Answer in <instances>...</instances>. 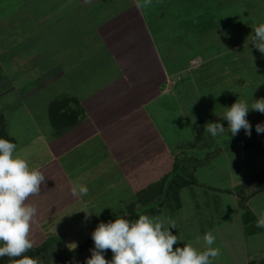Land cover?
<instances>
[{
  "label": "crops",
  "instance_id": "1",
  "mask_svg": "<svg viewBox=\"0 0 264 264\" xmlns=\"http://www.w3.org/2000/svg\"><path fill=\"white\" fill-rule=\"evenodd\" d=\"M186 1H194L195 10L185 13L186 17L181 15L183 20L180 10ZM220 1L225 2L152 0L149 6L141 9L136 0H92L90 4L85 0H0V138L16 145L18 140L24 141V137L14 135L7 127L11 118L9 110L17 108L14 122L20 128L30 125L34 133L32 138H27L30 146L35 148L36 143L46 150V163L52 165L55 156L63 160L60 162L64 187L69 193L63 197L68 199L64 204L86 203L84 197L87 196L74 198L71 195L73 183L84 184L93 193L108 188V184L101 183L103 181L112 184L123 181L117 186L120 191L112 195L117 199L115 203L147 205L137 212L139 214L159 205L155 211L143 214L148 216H161L164 202L170 206L168 216L176 223L175 232L170 231L181 241L174 248L191 243L204 250L203 236L211 231L214 236L231 237L225 245L217 239L220 244L213 247H219L221 255L213 264H264V247L259 246L264 228L249 234L244 231L239 198L234 192L244 189L247 209L257 221L259 213L264 212V191L256 192L261 183L255 180L264 177V166L246 169L248 165H243V169L231 165L229 159L231 154L241 157V152L249 147L264 144V136L257 133L254 142L247 146L244 138L231 136L228 122L223 119L227 131L218 153L227 157L226 162L221 161L227 168L209 160L214 153L210 144L217 139L204 131L200 119L188 118L175 90L184 73H189L190 77L185 83H193V74L198 68L190 70L189 64L199 55L185 54V62L176 67L164 61V47L167 48L169 42H178L177 38L191 36L187 40L195 42L192 47L205 50L207 61L215 57L210 54V58L207 46L214 42L229 43V38L224 32L220 34L221 31L205 38H198L191 31L195 22L198 23L193 18H197L200 11L215 13ZM167 12L171 13V20L166 19L163 24L162 18ZM188 17L191 18L189 22ZM232 22L208 20L207 25L209 29L221 30L230 27ZM178 26L183 28L180 32L184 37L174 35ZM162 39L164 42H160ZM170 51L176 52L172 47ZM242 72L240 76L245 80L247 72ZM245 83L244 94L239 88H232L226 97L223 95L224 110L237 99L246 101L251 108L258 97L262 98L261 94L252 95L255 92L252 88L248 91ZM233 90L237 95H233ZM31 100L36 103L34 106L23 107ZM246 118L251 126L264 123V114L251 109ZM40 119L46 122L45 129L41 130ZM201 140L205 141L203 148L195 149ZM236 142L240 145L232 152L225 149V145L235 147ZM184 152L183 161L178 160L176 157ZM196 152L199 160L192 164L189 160ZM187 164L194 166L187 167ZM49 167L46 165L47 173L53 170ZM216 169H223L227 184L210 183L209 175L200 176ZM110 171L116 174L110 176ZM176 174L186 175L195 184L171 189L166 196L169 180L165 178L173 179ZM105 175H109V179H103ZM71 176H76L75 180L71 181ZM48 177L47 182H50ZM253 179L246 188L247 181ZM127 182L129 186L124 185ZM122 189L130 192L125 194ZM210 200L226 203L230 208L226 216L220 209L222 217L217 219V225L197 229V233L190 236L185 234L182 216L183 209H187L186 203L191 207L186 222L198 225L212 219L208 208ZM232 219L240 227V234L237 232L236 236L233 231H220ZM248 238L251 246H248Z\"/></svg>",
  "mask_w": 264,
  "mask_h": 264
},
{
  "label": "rangeland",
  "instance_id": "2",
  "mask_svg": "<svg viewBox=\"0 0 264 264\" xmlns=\"http://www.w3.org/2000/svg\"><path fill=\"white\" fill-rule=\"evenodd\" d=\"M247 1L248 4L251 3L250 5H252L255 2L256 6L264 7V0H247ZM193 3L194 1H192V3L191 2L189 3L188 1L184 3L183 6L184 8L180 10L181 13L180 19L184 18L182 16L186 17L185 13L189 14L195 10V8L192 7ZM242 4H245V0L244 2L242 1ZM227 7H228L227 4H224L222 8L227 10ZM229 10L230 9H228V11ZM170 14L171 13L169 12L164 13V18H162L163 24L166 21V19L169 21L171 20ZM189 18L190 17L187 18V22L190 21L191 18L190 19ZM243 18L245 19V17ZM260 23H264V15H260L252 21H248L247 19L243 20L241 16L239 18V22H232L230 27H228L226 30L224 29L225 35L229 38V43L227 45L214 42L210 46H207V49H209L208 55L210 56V54L211 55L214 54L215 56L214 59H209L208 61H207L208 56L206 55L205 50L202 51L199 48L196 49L195 47H192L194 45L193 43L195 42L190 43V41L187 40L191 36L190 37L186 36V38L184 37V39L177 38L178 42L176 40L173 42H169L167 48L164 47V52H165L164 61L166 62V65L170 67H176V64L181 65V63H184L186 60L185 54H189L192 56L199 55V57L196 58L197 60L195 59L193 63L189 64L190 70H192V68L195 69L198 68L195 71V74H193L194 76V81H192L193 83L190 82L185 83L186 81H189L190 77H188L189 73H184L182 81H180V78H179L180 82L177 81L178 78L177 80L175 79L178 82L177 86L175 87V90L177 91V94L181 99L182 106L188 118L191 119L192 121H198L200 119L201 120L200 124L202 125L203 128L207 123L213 122L212 118L215 119L213 123L219 122L222 124L221 120H223L222 118L224 112L226 111L223 109V103L225 102L224 101L225 98L224 100L222 99L223 95L226 97L228 95L227 92L231 93L230 90L232 88H236V90H238L239 88L240 89L239 91H241V93L244 94L246 91V88H244L245 81H246L245 84L248 86L247 90L250 91L252 88L253 91L255 92L252 95L256 94V96H258V94H261L262 98H264V54H261L257 49L253 47L252 44L249 43V41L251 40V36L253 35L252 27L258 26ZM178 25H180V22ZM194 25H197V23L195 22ZM180 28L182 27L180 26L179 29L175 30L174 34H176V32L177 34L179 33L181 34ZM158 33L160 32L158 31ZM162 40H160V42H164V40L163 41ZM188 42L190 43L189 45ZM187 46H189L190 48L186 49ZM170 47H172V49L176 51L175 53H178L177 56H175V53L173 51H170ZM171 52L174 54H172ZM170 53L172 54L173 58L171 57ZM251 55L255 57L254 63ZM175 59L177 60L175 61ZM243 70L247 72L245 80H243L244 77L242 78L243 75L240 76V72L243 73L242 72ZM253 71H255V74L253 73ZM239 83H241V85ZM236 90H233L234 96L237 95L238 93V92L236 93ZM257 99H260V97H258ZM35 104L36 103L34 102V100H31L28 101L27 104H25V106L23 107L29 108L34 106ZM42 105L43 104L39 106L42 107ZM30 110H32V108H30ZM9 112H10L9 116H11V118L8 120L7 123L8 130L11 128L14 135L18 134L16 136L18 137L22 136L21 138L24 137V141L18 140L19 142H17L18 143L17 154L26 156L30 166L39 168L46 176L45 182L41 185L40 195L31 197L29 201L31 203H35L38 207L37 223L33 226V231L31 233V238L35 242L33 249L40 247L47 239L50 238H55L58 241L62 242L67 248L72 249L74 247L73 245H71L72 243L79 245L85 240L91 238V233L94 231V229L100 222L107 223L110 220L114 221L117 215L129 219L130 221H135L136 216L139 215V213L137 212L142 211L144 208L148 207L143 203L132 204V205L115 203L117 199L115 200L114 197H112V195L120 191L117 186H120V184L122 185L124 183L123 181H122L123 183L120 181L119 182L115 181L114 184H112V182H106V181L101 182L108 184V188L105 189L102 188L101 190L97 189L94 190L93 193L92 190H88V194L86 195L87 197H84V200L86 202L85 204H80V205L68 204V203L64 204L63 202L68 199H65L63 197L68 196L69 193L68 194L66 193V188L64 187L65 181L63 178V171H64L63 164H61V162H63L62 158L58 160V156H55L54 161H51L52 165L49 162L46 163L47 162L46 160L48 158L46 155V150L37 147L36 143H35V148L31 147L30 142L27 139V138L29 139L32 138L34 135V133L30 130L31 128H29L30 125H23L26 128H20L19 125H17V123L14 122L16 120L14 115L17 114L18 109L11 108ZM41 119L39 122V126L41 127L42 130L45 129L46 122H41L42 121ZM222 125L224 127H227L224 124ZM254 128L255 126L252 125L250 137L247 136L245 134V131L243 130L238 132L236 138H240V137L244 138L243 143H246V145L248 146L249 142L251 141L254 142L253 137L255 138L257 136L256 135L257 132L254 130ZM225 131L227 130L225 129ZM223 135L224 133L216 137H213L217 140H212L213 144H210L209 148H212L214 153L212 152L210 158L208 159L209 160L211 159L212 161L216 162L218 166H224L225 168H227L225 164L221 163L223 159L226 162L227 157L223 158V155L218 153V151L220 152L223 147L220 143L223 140ZM203 137L206 138L204 135ZM204 143L205 141L201 140L199 142V146L197 145L195 149H202ZM237 145H240V142H236L235 147L232 144L231 148L225 145V149L231 150L232 152L234 148H238ZM186 152L178 155L176 158L178 160L183 161V157L185 156ZM197 153L198 152H196L194 158L192 157V159L189 160V162H192V164H196L197 161L199 160V156L197 155ZM229 159L231 165L233 164V166H237V167L239 166L243 168L246 165H248L246 169H254L258 165L262 167L264 166V144L257 145L256 147L255 146L249 147L248 150L241 152V157H239L236 154L235 156L231 154V157ZM243 159H245V162L243 161ZM46 165L50 166L49 167L50 171L53 168L51 173L46 172L45 169ZM192 166L194 165L188 166L187 164V167H192ZM222 170L223 169H216L214 172L210 171L204 174L201 173L200 176L209 175L210 183L222 182L224 185L227 184V182H224L226 180V176L224 173H222ZM114 173L116 174V172H111V171L109 172L110 176H112ZM179 175L188 178L184 174H176L173 175L175 181H179L180 179ZM47 176H50V179L48 177V181L50 182H47ZM107 176L109 175H105V178H103L102 176V178L109 179V177L107 178ZM75 177L76 176H71L70 180L71 181L75 180ZM169 178L170 177H168L167 179L165 178V181L168 180L170 181L171 178L170 179ZM254 179L252 181L250 180L247 181L248 184H246L247 185L246 188H248L249 185L254 182ZM124 185L129 186L130 184L127 182ZM122 191L125 194H128L130 192L127 189L124 190L122 189ZM92 196H96V197H92ZM125 197L128 198V196ZM95 202H99V203H95ZM168 203H172V202L168 200ZM209 203H210L208 206V208L210 209L209 216H211L212 219L209 221V223H204V224L199 223L198 225L193 222L192 223L186 222V220L189 221V215L187 211H189L191 207L187 203L186 206L184 205L187 209L186 210L183 209L184 210L183 216L182 215L181 216L184 225L183 232L185 234L190 236V234L197 233V229L204 230V229H208V227L217 225L218 222L217 219L222 217V214H220V209L225 211L224 213L225 216H226V212L230 210L229 206L226 203L221 204L219 201L217 202L216 200L215 201L210 200ZM166 204L167 203L164 202V207L162 208L161 216L163 217H169L168 215L170 214L169 213L170 206L167 207ZM231 208L233 210V207ZM86 213L91 214L88 219L85 218ZM144 213H140V214L143 215ZM220 229H221L220 231L223 230L233 231L234 232L233 234L235 236L237 232H239L240 234V227L236 223L235 219L234 220L232 219L231 222L227 224V227L225 225ZM243 229L244 231H246L245 226ZM170 230L175 232V229H170ZM214 234L216 235L217 233ZM215 237L216 240L213 246H216V244H220L218 243V240H220L221 242L224 241L223 245H225V241L231 238L229 235H227L226 238L222 235L221 236L216 235ZM259 238H260V242H259L260 244L258 243L259 246L264 247V240H262L264 239V236L260 235ZM249 239L250 238L247 239V243L248 246H251L252 243L249 242ZM92 248H94V244L90 245L83 254L75 257L72 260L71 264H86V258H89L91 256L90 249ZM27 254L28 253H26L25 255ZM56 254H57V245H52V246L50 245L44 254L39 256H31V255L29 256L38 259L40 261V264H59L57 261ZM103 254L106 260L112 259L111 250H108ZM0 264H10L9 258L7 257L0 258Z\"/></svg>",
  "mask_w": 264,
  "mask_h": 264
},
{
  "label": "clouds",
  "instance_id": "3",
  "mask_svg": "<svg viewBox=\"0 0 264 264\" xmlns=\"http://www.w3.org/2000/svg\"><path fill=\"white\" fill-rule=\"evenodd\" d=\"M91 2L85 0V3ZM151 2L136 0L137 7L141 9ZM252 28L249 43L264 54V23ZM252 59L254 63L255 57ZM250 109L264 114V98L256 99L251 108L241 99L226 107L222 119L227 120V129L232 137L241 129L251 136L252 126L246 118ZM225 129L219 122H209L204 126V131L212 137L224 133ZM256 132L264 133V124H257ZM45 177L39 168L30 166L26 156L17 154L15 143L0 138V258H9L10 264H40L38 259L25 254L34 247L31 233L38 216L37 205L29 201L31 197L40 195ZM70 193L74 198L83 197L88 194V188L84 184L73 183ZM90 215L86 213L85 218ZM256 227L264 228V212L259 213ZM175 228L176 223L170 217L140 215L135 221H130L117 215L114 221L100 222L91 233L94 248L90 249L91 256L86 258V264H213L220 257V248L213 247L216 237L211 231L203 236L204 250L191 243L174 248L181 242L170 231ZM71 245L76 249L77 244ZM108 250L112 252L111 260H106L103 254Z\"/></svg>",
  "mask_w": 264,
  "mask_h": 264
},
{
  "label": "trees",
  "instance_id": "4",
  "mask_svg": "<svg viewBox=\"0 0 264 264\" xmlns=\"http://www.w3.org/2000/svg\"><path fill=\"white\" fill-rule=\"evenodd\" d=\"M185 2V0H183ZM244 2V0H242ZM241 0H225V2L223 3L222 1H220L216 8H215V13L209 12V11H200L198 13L197 18H193V20L198 21L197 25H194L192 28V32L194 33V36L198 37V38H205L207 36H209L210 34L213 33H219V31H221L220 34H222V32L225 33L224 29L221 30H213V29H209L208 25H207V21L208 20H223V19H227L230 21H239V18L242 16L243 20H248V21H252L255 18H257L260 15H264V7H260V6H256V3L254 2L252 5L248 4V1L245 0V4H242ZM179 3V1H178ZM224 4H227V10L223 9L222 7L224 6ZM228 9H230L228 11ZM245 17V19L243 18ZM173 31V30H172ZM175 36L177 35L174 34ZM181 37H184L182 34H178ZM223 35V34H222ZM264 124V123H262ZM254 130L256 131V126L254 128ZM259 136H264V133H258ZM13 143V142H12ZM179 181H175L174 178L172 180L169 181L168 183V187L167 190L165 192V195L168 196L171 189L174 188H180L184 185H191V184H195L192 180H189L185 177H182L181 175H179ZM255 181H258L259 183H261V186L259 187V189L256 192H260V191H264V177H259L257 178ZM243 190L244 189H236L234 190V192L236 193L237 197L239 198V207L242 210V220L244 222V226L246 227V233H254L256 231H260L261 228L256 227V219L253 216V214L247 209L246 206V202H247V197L243 196ZM230 192V191H228ZM158 206H153L149 209L144 210V212H148V211H155ZM141 214L136 216V219L139 218ZM250 220V221H249ZM94 244L92 237L85 240L84 242H82L81 244L77 245L76 249H74V247L72 249L67 248L62 242L58 241L55 238H50L47 239L40 247H37L36 249H31L29 252H27L28 256H39L44 254L47 251V248L51 245H57V261L59 264H71L72 260L83 254L90 245Z\"/></svg>",
  "mask_w": 264,
  "mask_h": 264
}]
</instances>
